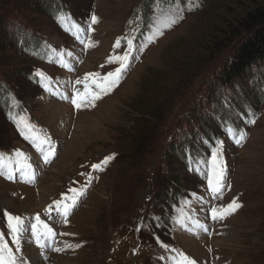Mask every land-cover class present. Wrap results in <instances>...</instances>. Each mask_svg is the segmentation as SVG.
<instances>
[{
  "label": "rangeland",
  "instance_id": "1",
  "mask_svg": "<svg viewBox=\"0 0 264 264\" xmlns=\"http://www.w3.org/2000/svg\"><path fill=\"white\" fill-rule=\"evenodd\" d=\"M146 2L150 10L144 23L143 0H0V97L13 94L8 109L5 101L0 102V153L7 158L19 150L24 155L14 157L12 167L18 159L21 165L30 164L29 175L34 174L31 182L20 171H14L11 180L0 175V234L15 251L3 214L23 219L17 255L29 258V264H174L179 252L196 264H264V63L251 68L250 76L229 91H213L218 113L210 115L203 135L191 139L205 154L207 166L191 150L186 168L176 157L165 156L172 131L179 123L187 125L184 115L192 101L206 89L213 90L218 68L233 56L239 41L219 54L200 52L199 47L224 19L242 13L247 0H207L202 6L198 0ZM54 4L67 10L63 24L52 17ZM177 10L182 19L154 36L157 22ZM93 14L98 23L89 32ZM118 38L120 46L114 48ZM129 39L134 48L119 81L94 106L76 109L71 97L74 89L84 91V83L75 81H83L87 73L102 78L115 71L119 63H109L108 57L123 55ZM39 40L50 49L51 60L28 52ZM37 72L42 74L40 82L35 80ZM93 79L86 81L89 91L99 92ZM152 105L160 110L172 107L157 120L136 111L148 114ZM249 105H255L254 113L247 111ZM10 111L24 116L40 137L51 138L55 151L49 163H44L39 140L34 145L21 136ZM226 117L233 121L227 127L245 133L240 144L225 129L219 130L217 119L221 123ZM215 130L218 140L211 141ZM217 141L222 142L224 175L223 188L214 196L208 169ZM108 156L112 159L101 170L92 168ZM51 164V178L40 183ZM172 175L178 180V196L166 211L164 187ZM40 185L44 190L38 189ZM69 188L82 189L83 194L65 222L53 202L62 194L71 197ZM42 195H47L44 205ZM233 199L240 208L223 220L211 218L212 207L219 209ZM179 201L195 208L185 212L183 226L174 220L173 228L169 220ZM150 213L168 218L162 235L160 226L147 223ZM37 215L55 233L45 240L51 247L39 248L32 236ZM37 228L45 233L42 225ZM52 247L64 250L55 252Z\"/></svg>",
  "mask_w": 264,
  "mask_h": 264
},
{
  "label": "trees",
  "instance_id": "2",
  "mask_svg": "<svg viewBox=\"0 0 264 264\" xmlns=\"http://www.w3.org/2000/svg\"><path fill=\"white\" fill-rule=\"evenodd\" d=\"M199 5L202 6L207 0H198ZM149 6L147 5L146 0H143V6L140 8L142 13V21L145 23L147 20H144L146 16V12L149 11ZM52 17H54V21H56V15L59 12H63L66 15L67 10L65 6H59L54 4L52 9L50 10ZM144 29L146 26L144 24ZM239 41V42H238ZM43 42H39L35 45H32L28 52L31 54H35L38 58H42L45 60L52 59V53L48 46L43 45ZM237 44V48L233 54L230 56V59L225 62L222 66L218 65V74L216 76V85L212 89H206L204 95L196 96V98L192 101L191 107H195V109H188L184 116H186L187 125L181 126V123L176 126V128L172 131L170 137L166 141L165 148V156H174L176 160L181 163L183 168H186L188 165V152L195 151L197 159H202V152L195 148L194 143L192 142L193 137H198L199 135H203V131L208 128L211 124L210 115L214 112H217V107L213 102V91H229L231 87H233L236 82L241 81L251 74V68L255 66H259L264 63V0H247L246 9L242 13H237L231 19L223 20V22L214 27L213 32L208 37V41L204 45V47H199L200 52H213L214 54H219L223 50L230 48L231 46ZM35 80H41L40 77L35 76ZM1 84V81H0ZM208 86V83H207ZM0 95L2 94V89L0 88ZM12 95L10 92L6 94L4 97H0V102L5 101L7 104L5 110L9 108V104L12 105ZM229 98V97H228ZM226 102V99H223ZM257 104V103H255ZM215 105V106H214ZM171 105L164 110L158 109V105H152L148 114H142V109H136L139 114L143 116H148L150 120H157L161 117L165 112H167ZM216 107V110L213 109ZM247 111L249 113H254L256 110L255 105L246 106ZM4 110V111H5ZM214 113V114H215ZM208 117V119L206 118ZM219 122V130L225 129L227 127L226 123L233 122L226 117L224 121L220 123L219 118L217 119ZM146 122H150L149 120H145ZM184 127V128H183ZM146 138V137H145ZM210 140L212 141L214 138L217 139L216 130L210 133ZM211 141H209L211 143ZM170 146V149L167 148ZM173 183V185H169ZM178 187L177 177L172 175L169 176L168 185H165V192H167L168 196L166 198V211L170 210L171 207L176 202V197L178 196V191L175 190ZM188 194H191V190L189 188H185ZM177 191V192H175ZM161 216L160 218L149 214L147 218V223L151 226L158 225L160 228V234L162 235L165 231L166 225L168 223V218ZM164 236V235H163Z\"/></svg>",
  "mask_w": 264,
  "mask_h": 264
},
{
  "label": "snow or ice",
  "instance_id": "3",
  "mask_svg": "<svg viewBox=\"0 0 264 264\" xmlns=\"http://www.w3.org/2000/svg\"><path fill=\"white\" fill-rule=\"evenodd\" d=\"M56 19L59 23L63 24L68 17L63 13L59 12L56 15ZM179 19H182V16L179 13V10H177L173 15L165 16L163 19L159 20L157 24L154 26L153 35H161L162 29L164 28H170L172 25L178 22ZM91 23L88 26V31L90 32L91 25H94L98 23V18L96 15H92ZM75 27V25H74ZM80 31V29H78ZM79 38V37H78ZM151 37H149V40L151 41ZM83 43V41H81ZM120 39L118 38L114 48H118L120 46ZM128 48L124 52L123 55L116 56V57H108V62H118L119 67L115 69L113 72H108L105 76L102 78L100 77L99 73H87L84 77V80H76V84L84 83V91L80 92L78 90L73 91V95L71 97V103L76 109H80L81 107H87V106H94V101L101 98V94H106L111 87H113L120 79L121 74L129 67V57L132 55V51L134 48L133 41L129 39L127 41ZM91 44H85V47H90ZM63 67H68L66 62L61 61ZM36 76H41L42 74L40 72H37L35 74ZM94 78L93 83L96 85L97 88H99V92H92L89 91V85L86 83L89 78ZM63 99H68L67 96L62 97ZM18 106V105H14ZM10 119L13 120V122L16 124L18 131L20 132L21 136L24 137L26 140H30L34 145L37 144V141L39 140V151L42 154L44 163L47 164L50 162V158L54 155V146L52 144L50 137H40L36 134L35 126L28 123L26 118L24 116H20L19 114H12V112H9ZM249 123H255L254 119H250L248 121ZM226 134L233 138L237 144H240L244 138L245 133L243 131H240L237 133V131L232 127H227L225 129ZM23 153H21L19 150H16L12 156L5 157V154L0 153V175H5V177L9 180L13 179V172L14 171H20L22 176H24L28 182H31L32 179H34V174L29 175L31 165L30 164H23L21 165L19 163V160L16 161V166L12 167V161L13 158H20L23 157ZM112 157L108 156L105 157L103 161H101L100 164H93L92 168L94 170H101L103 165H106L109 160H111ZM209 163L208 160L204 161L205 166H207ZM8 169L7 172H5V169ZM199 170V168H197ZM89 176L91 174H88ZM223 175H224V167H223V157H222V142L217 141L215 146L211 149V167L208 169V185L209 190L213 193V195H217L223 188ZM73 195L71 197H66L62 194L61 200L54 201L53 204L56 206L55 211L57 215H60L64 218V221H67V215L68 212L71 210V208L76 204L77 199L79 196L83 194L82 189H76V188H69L68 190ZM65 200H71V203H64ZM241 205L237 202L236 199H233L230 203H228L225 206H222L221 208L217 209L216 207L211 208V218L213 220H223L228 215H231L234 213L238 208H240ZM52 209V205L49 206L46 211H50ZM4 217L7 220V227L9 229V232L11 233V239L12 243L16 245L15 251L11 247H9L8 243L5 242L3 238V234H0V264H29V258L23 256V255H17L21 253L20 248V235L22 234V230H25V224L21 217L19 216H13L9 214L8 212H4ZM36 223H33L31 225V232L32 236L35 238L36 245L43 249L45 247H51L50 244L46 243L45 240L47 238H51L55 236V233L53 232V229L49 227L47 224H45L43 221L40 220V217L37 215L35 217ZM177 223H180L183 226L182 220H177ZM38 225H42L45 229V233L38 232ZM197 227H200L201 229L207 231L204 225L199 224L197 222ZM139 227L137 228V231H139ZM62 235H68L67 233H63ZM68 247H73L71 244L67 245ZM81 245L76 244L75 247L79 248ZM167 250V245H162ZM64 249L58 248V247H52V251L60 252ZM41 255H43V252H41ZM47 259V257H45ZM174 264H196V261L185 255L183 252H179L177 256L173 257Z\"/></svg>",
  "mask_w": 264,
  "mask_h": 264
},
{
  "label": "bare ground",
  "instance_id": "4",
  "mask_svg": "<svg viewBox=\"0 0 264 264\" xmlns=\"http://www.w3.org/2000/svg\"><path fill=\"white\" fill-rule=\"evenodd\" d=\"M90 61V60H89ZM52 168H53V166H52V164L50 165V167L48 168V170L44 173V175H43V180L42 181H40V183H46L45 181H47L49 178H51V173L52 172H50V170H52ZM50 173V174H49ZM46 186V185H45ZM42 185H40V187L38 188L39 190H44V188L42 187ZM46 196L47 195H42V197L40 198V203L42 204V205H44L45 204V202H46V200H47V198H46ZM221 241H224V239H221ZM225 244H223V246H224ZM229 246V245H228ZM34 255V254H33ZM32 256V255H31ZM53 257V256H52ZM32 258V257H31ZM32 260H34V258L32 259ZM30 262V261H29Z\"/></svg>",
  "mask_w": 264,
  "mask_h": 264
}]
</instances>
